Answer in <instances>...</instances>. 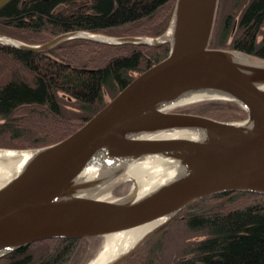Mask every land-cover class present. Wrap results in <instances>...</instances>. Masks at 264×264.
Segmentation results:
<instances>
[{
    "label": "water",
    "instance_id": "obj_1",
    "mask_svg": "<svg viewBox=\"0 0 264 264\" xmlns=\"http://www.w3.org/2000/svg\"><path fill=\"white\" fill-rule=\"evenodd\" d=\"M12 0H0V9ZM218 0H175L167 30L157 38L108 37L84 31L60 34L40 45L0 35L1 45L45 52L70 39L106 45H169L167 56L136 76L80 128L54 144L0 152L29 153L0 185V259L31 243L54 238L105 237L161 221L110 264H124L184 208L208 196L241 192L264 196V62L211 48ZM91 36H101L105 40ZM236 103L242 122L174 112L192 94ZM196 101V102H200ZM192 102V103H196ZM181 132L184 135L170 133ZM158 156L179 172L145 195L137 184L114 200L85 197L88 189L122 176L83 179L92 165Z\"/></svg>",
    "mask_w": 264,
    "mask_h": 264
},
{
    "label": "trees",
    "instance_id": "obj_2",
    "mask_svg": "<svg viewBox=\"0 0 264 264\" xmlns=\"http://www.w3.org/2000/svg\"><path fill=\"white\" fill-rule=\"evenodd\" d=\"M244 1L234 0L233 10ZM174 4L12 0L0 9V35L30 45L73 31L157 37L168 28ZM230 24L226 17L219 46L264 61V0H247L226 47ZM168 51L166 43L106 45L84 39L39 53L0 44V148L36 149L61 141ZM181 112L215 119L229 113L236 119L246 116L236 103L223 100ZM94 238L40 240L4 256L0 264H86ZM124 264H264V196L229 192L203 198L176 214Z\"/></svg>",
    "mask_w": 264,
    "mask_h": 264
},
{
    "label": "bare ground",
    "instance_id": "obj_3",
    "mask_svg": "<svg viewBox=\"0 0 264 264\" xmlns=\"http://www.w3.org/2000/svg\"><path fill=\"white\" fill-rule=\"evenodd\" d=\"M97 39L106 38L101 36H91ZM2 42H9L7 40L0 39ZM215 97L205 93L192 94L183 99L176 100L171 103L169 107L176 108L184 104L204 100L206 98ZM172 135H184L181 132L170 133ZM29 153L26 151L16 152H0V185L7 181L13 174H15L23 162L27 159ZM124 168L122 178L125 182L135 181L137 184V196H142L153 190L156 186L167 181L171 177H174L179 168L177 165L165 158L158 156H148L140 158L129 164L123 162H115L109 164H96L85 168L81 177L83 179H94L102 176H106L115 172L120 168ZM132 185V184H131ZM103 188L100 186L91 188L82 193L85 197H96V195ZM106 199L105 196L102 197ZM101 198V199H102ZM161 221H157L142 227H138L126 232L107 235L102 239V248L96 257L88 264H110L116 260L119 256L134 246L142 236L154 228Z\"/></svg>",
    "mask_w": 264,
    "mask_h": 264
},
{
    "label": "rangeland",
    "instance_id": "obj_4",
    "mask_svg": "<svg viewBox=\"0 0 264 264\" xmlns=\"http://www.w3.org/2000/svg\"><path fill=\"white\" fill-rule=\"evenodd\" d=\"M233 3H234V0H218L217 8H216V14H215V21H214V25H213V31H212L211 39L209 42V44L212 48L227 49L228 48L227 45L230 46L229 44H230L232 37L236 31L240 13H241L242 9H244V7L246 6L247 0L242 2L241 6H240L241 8L238 11L237 10L235 11V9L233 10ZM226 17H228V18L230 17V21H231L230 27L231 28H230L228 38L226 41V47L227 48H225L224 46H223L224 48L223 47L221 48L219 46V41L221 40V36H222V34L220 32H221V29L223 28L224 19ZM99 35H104V34H99ZM104 36H108V35H104ZM108 37H115V36H108ZM118 37L157 38L159 36H157V37L118 36ZM259 39H260V37H258V40ZM89 42H91V41H89ZM230 50H233V49H230ZM235 52L242 60H248L251 62H260V63L264 62L263 60H261L259 58H256V57L249 55V54H246V53H243L241 51L235 50ZM202 102H205V101L184 104V105H181L179 107L174 108V110H172V111L181 112V110L187 108L188 106L196 105V104L202 103ZM193 114H196V113H193ZM197 115H200V114L197 113ZM217 115H218V113H214V117H216ZM201 116H205V117H208V118H211L214 120L219 119L218 121H226V122H242L246 119V116L244 118H241V119H236L232 113L225 114V115L219 114V117H217L216 119L209 116L208 113L203 114ZM25 150H31V149H25ZM130 188H131V183L125 182L124 179L122 178V176H120V177L116 178L114 181H111L110 183L103 186V188L96 195L95 198L101 199L102 197L105 196L106 200L118 199L119 197L126 194L130 190ZM102 239H103V237H96L91 241V243H90V248H91L90 249V251H91L90 257L91 258L88 260V262L86 264L90 263L96 257V255L100 252V250L102 248Z\"/></svg>",
    "mask_w": 264,
    "mask_h": 264
}]
</instances>
